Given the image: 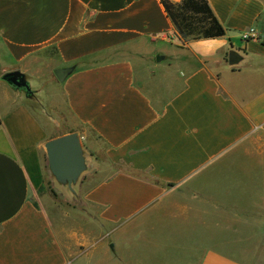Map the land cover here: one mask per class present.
I'll list each match as a JSON object with an SVG mask.
<instances>
[{
	"label": "crops",
	"instance_id": "0c3cea01",
	"mask_svg": "<svg viewBox=\"0 0 264 264\" xmlns=\"http://www.w3.org/2000/svg\"><path fill=\"white\" fill-rule=\"evenodd\" d=\"M206 1L225 35L184 42L159 0H0V77L33 91L0 81V264H264V0ZM70 133L74 208L43 188Z\"/></svg>",
	"mask_w": 264,
	"mask_h": 264
},
{
	"label": "water",
	"instance_id": "95a60500",
	"mask_svg": "<svg viewBox=\"0 0 264 264\" xmlns=\"http://www.w3.org/2000/svg\"><path fill=\"white\" fill-rule=\"evenodd\" d=\"M238 61L234 53H229L228 64L233 65ZM71 69L55 70L54 75L58 82L71 73ZM0 81L5 83L13 91L24 94L25 98H31L33 91L25 79L24 74L13 71L1 75ZM46 165L54 181L61 187L73 193V187L86 170L84 152L80 137L77 133H70L44 144Z\"/></svg>",
	"mask_w": 264,
	"mask_h": 264
},
{
	"label": "trees",
	"instance_id": "16d2710c",
	"mask_svg": "<svg viewBox=\"0 0 264 264\" xmlns=\"http://www.w3.org/2000/svg\"><path fill=\"white\" fill-rule=\"evenodd\" d=\"M179 38L211 40L225 35L206 0H159Z\"/></svg>",
	"mask_w": 264,
	"mask_h": 264
},
{
	"label": "rangeland",
	"instance_id": "374dc122",
	"mask_svg": "<svg viewBox=\"0 0 264 264\" xmlns=\"http://www.w3.org/2000/svg\"><path fill=\"white\" fill-rule=\"evenodd\" d=\"M44 71H48V68L44 69ZM56 80L57 79L54 80L55 82L53 81L54 83L52 81L47 82L44 79V77H42V78L40 77V79H39L40 82H39V84H37L38 88L41 89L39 96L36 98L38 103L36 105H32L33 111L37 115L40 114L39 105L43 106L47 110V107L49 106V103L51 100H53L55 102H58L61 100V94H60V90H59L60 84L58 82H56ZM33 87H34V85H33ZM38 116H41V115H38ZM61 128H64V126L61 125ZM85 180H86V177L84 176V173H83L81 175V177L79 178L78 182L76 183V185L73 187V193H70L66 188L59 186L49 174L48 179L45 180L43 188L47 191L50 198L53 199L54 201L60 203L61 205H65L69 208L70 207L74 208V207H77V205L81 201L80 200L81 197H78L76 195V193L79 189V184Z\"/></svg>",
	"mask_w": 264,
	"mask_h": 264
},
{
	"label": "built area",
	"instance_id": "2783aa9c",
	"mask_svg": "<svg viewBox=\"0 0 264 264\" xmlns=\"http://www.w3.org/2000/svg\"><path fill=\"white\" fill-rule=\"evenodd\" d=\"M252 36V32H249V33H246L244 36H243V39L247 40L249 39V37Z\"/></svg>",
	"mask_w": 264,
	"mask_h": 264
}]
</instances>
